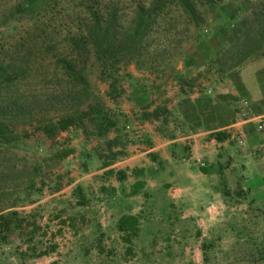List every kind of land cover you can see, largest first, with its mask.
I'll return each instance as SVG.
<instances>
[{"label":"rangeland","instance_id":"obj_1","mask_svg":"<svg viewBox=\"0 0 264 264\" xmlns=\"http://www.w3.org/2000/svg\"><path fill=\"white\" fill-rule=\"evenodd\" d=\"M20 1L0 0V49L11 52L21 48V41L42 53L44 41L61 49L66 32L73 31L79 19H88L85 14L78 16L80 0H51L34 15H10ZM91 1L99 2L101 9L113 2L128 13L133 5L149 0ZM257 1L222 0L223 13L227 16L236 3L249 7ZM215 26L213 22L203 27V31H212L206 39L215 36ZM196 44L194 39L184 43L179 50L182 55L161 66L158 77L175 68L186 57L187 49ZM43 58L39 56L35 64L48 65ZM118 68L122 78L120 95L115 99L109 96V72L103 77L92 56L87 63V79L105 109L119 116V132L134 137L140 109L129 100L127 79L132 81L135 75L150 79L156 74L139 72L133 65ZM215 76L205 73L199 79L213 81ZM144 86L154 95L153 84L148 81ZM162 93L156 92L157 99L153 100L161 99ZM126 115L131 116L129 120ZM11 131L0 143V210L12 208L21 223L5 242L0 241V264H204V259L206 264L263 263L264 190L256 189L252 199L247 190L233 189L228 181L219 190L222 203L212 209L203 201L207 193L201 190H193L189 200L175 202L172 191L163 187L165 183L173 185L166 182L171 180L167 177L147 197L129 195L135 181L131 173L122 184L114 175H103L104 163L112 160L106 149L111 135L97 138L71 129L47 139L28 125H17ZM66 149L71 154L61 158L60 152ZM122 153L113 162L123 158L126 153ZM236 169L228 168V176L236 175ZM77 186L86 200L83 206L77 203ZM111 188L117 190L112 197ZM122 215L138 218L135 232L118 230Z\"/></svg>","mask_w":264,"mask_h":264},{"label":"trees","instance_id":"obj_2","mask_svg":"<svg viewBox=\"0 0 264 264\" xmlns=\"http://www.w3.org/2000/svg\"><path fill=\"white\" fill-rule=\"evenodd\" d=\"M87 1L93 4H87ZM49 2L51 0H21L10 15H34ZM80 2L78 16L85 14L88 19L84 22L79 19L73 31L66 32L61 49L46 41L42 43L44 53L27 47L25 41L19 43L21 48L11 52L0 49V143H4L17 125L33 127L47 139H54L59 133L71 129H79L86 136L92 134L97 138H106L114 130L119 132L117 114L105 109L87 79L90 56L99 64L103 77L109 72V96L115 99L120 95V65H133L139 72L147 71L158 76L161 66L182 55L179 50L188 40L205 42L212 31L209 33L208 28L203 31V27L213 22L224 31V35L218 49L207 61L205 73L221 77L264 55V0L249 7L236 3L227 16L223 13L222 0H149L133 5L128 13L113 2L104 9L97 1ZM43 55L48 65L35 64ZM127 81L129 98L137 101L143 118L158 120L164 109L147 111V88L135 79ZM215 137L221 142L218 134ZM126 138L119 132L118 137L106 139V149L112 160L104 163L103 169L123 154ZM70 154L69 149L60 152L61 158ZM83 168H87V163ZM104 172L103 175H114L119 184L127 177L121 171L106 169ZM131 174L136 179L145 177L141 170ZM144 185V181H135L129 195L140 194ZM169 186L163 184L165 189ZM119 189L124 190L123 187ZM75 190L80 194L77 196L78 205H85L81 187L77 186ZM110 191L112 197L117 190L111 188ZM143 196L147 197L148 193ZM19 223L21 220L12 208L0 210V241L5 242ZM138 223L136 216L122 215L117 228L123 232H135ZM262 261L264 264V259Z\"/></svg>","mask_w":264,"mask_h":264},{"label":"crops","instance_id":"obj_3","mask_svg":"<svg viewBox=\"0 0 264 264\" xmlns=\"http://www.w3.org/2000/svg\"><path fill=\"white\" fill-rule=\"evenodd\" d=\"M212 30L214 37L188 48L186 57L175 68L162 72V77L134 76L140 85L148 81L154 85V95L147 93V111L162 108L164 114L158 120H146L137 101L129 98L134 108L140 109L135 136L124 141V157L102 171L128 175L141 170L145 177L136 179L131 174L135 181L145 182L138 195L159 189L163 177L173 183L169 189L175 202L189 200L193 190H201L207 193L202 199L210 209L222 203L219 190L228 181L233 189L247 190L252 199L257 190H264V55L224 76H215L213 81L200 80L208 59L223 40L224 31L217 26ZM161 90L163 97L153 100ZM240 100L249 103L247 120L239 115ZM260 124L262 130H258ZM110 133L109 139L119 136L117 130ZM236 166L237 174L228 176V168Z\"/></svg>","mask_w":264,"mask_h":264},{"label":"built area","instance_id":"obj_4","mask_svg":"<svg viewBox=\"0 0 264 264\" xmlns=\"http://www.w3.org/2000/svg\"><path fill=\"white\" fill-rule=\"evenodd\" d=\"M239 115L241 118H243V120H247L248 119V115H247V110L249 109V103L246 100H240L239 101ZM262 124L258 125V130H262Z\"/></svg>","mask_w":264,"mask_h":264}]
</instances>
